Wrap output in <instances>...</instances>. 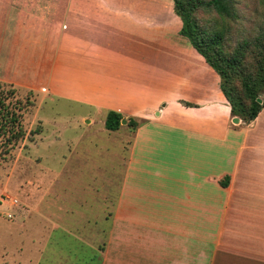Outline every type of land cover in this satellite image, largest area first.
Masks as SVG:
<instances>
[{
    "label": "crops",
    "instance_id": "1",
    "mask_svg": "<svg viewBox=\"0 0 264 264\" xmlns=\"http://www.w3.org/2000/svg\"><path fill=\"white\" fill-rule=\"evenodd\" d=\"M2 3L31 16L39 60L24 82L0 81L138 122L124 130L117 262L264 264V104L249 124L232 123L219 75L180 35L172 0Z\"/></svg>",
    "mask_w": 264,
    "mask_h": 264
},
{
    "label": "rangeland",
    "instance_id": "2",
    "mask_svg": "<svg viewBox=\"0 0 264 264\" xmlns=\"http://www.w3.org/2000/svg\"><path fill=\"white\" fill-rule=\"evenodd\" d=\"M2 4L0 77L24 82L39 60L26 32L31 16L21 11L19 32L13 8ZM235 7L238 19L228 35H254L264 23V3L236 0ZM210 15L204 12L203 20ZM0 82L21 103L29 101L22 113L29 138L0 154V264H123L116 258L123 254L125 222L116 214L123 209L128 119L109 131L85 105ZM258 129L264 131V116Z\"/></svg>",
    "mask_w": 264,
    "mask_h": 264
},
{
    "label": "trees",
    "instance_id": "3",
    "mask_svg": "<svg viewBox=\"0 0 264 264\" xmlns=\"http://www.w3.org/2000/svg\"><path fill=\"white\" fill-rule=\"evenodd\" d=\"M172 2L174 13L182 23L180 35L188 39L219 75V86L229 104L230 116L240 118L239 126L249 124L264 104V23L254 35L240 33L234 39L228 33L230 22L238 19L236 0ZM204 12L211 14L207 20L202 18ZM14 96V88L4 89L0 82V154L8 153L29 138L22 125V113L29 101L23 104ZM123 118L120 112L108 110L104 117L105 129L118 130ZM127 119L128 127L134 129L138 125L135 119Z\"/></svg>",
    "mask_w": 264,
    "mask_h": 264
},
{
    "label": "water",
    "instance_id": "4",
    "mask_svg": "<svg viewBox=\"0 0 264 264\" xmlns=\"http://www.w3.org/2000/svg\"><path fill=\"white\" fill-rule=\"evenodd\" d=\"M257 100H258L259 102L261 101L260 98H257ZM125 121H126V119L123 118V119L121 120V123H125ZM231 121H232L233 124L237 125V124L240 123V118L237 117V116H234V117L231 118Z\"/></svg>",
    "mask_w": 264,
    "mask_h": 264
}]
</instances>
